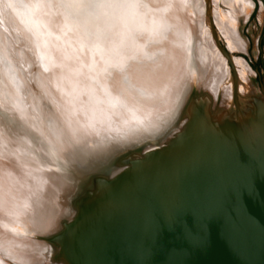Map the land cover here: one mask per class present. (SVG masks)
<instances>
[{"label":"bare ground","instance_id":"obj_1","mask_svg":"<svg viewBox=\"0 0 264 264\" xmlns=\"http://www.w3.org/2000/svg\"><path fill=\"white\" fill-rule=\"evenodd\" d=\"M252 6L250 0H0V105L10 116L0 133V264H58L56 251L67 264L55 236L81 197L168 128L181 121L169 137L182 128L194 100L184 109L194 71L210 68L204 49L217 52L213 23L244 50L238 24ZM233 70L231 83L239 84ZM224 73L216 118L224 110L216 105L226 65ZM237 95L246 96L235 93L233 100ZM142 140L147 149L137 145L120 157L124 145Z\"/></svg>","mask_w":264,"mask_h":264},{"label":"water","instance_id":"obj_2","mask_svg":"<svg viewBox=\"0 0 264 264\" xmlns=\"http://www.w3.org/2000/svg\"><path fill=\"white\" fill-rule=\"evenodd\" d=\"M124 163L55 236L67 264H264V102L215 123L193 100Z\"/></svg>","mask_w":264,"mask_h":264},{"label":"rangeland","instance_id":"obj_3","mask_svg":"<svg viewBox=\"0 0 264 264\" xmlns=\"http://www.w3.org/2000/svg\"><path fill=\"white\" fill-rule=\"evenodd\" d=\"M250 1L253 4L252 8L250 9L248 13H246V15H243V17L240 18V21L238 24L239 34H240L241 39H243V42L245 45L244 50L237 49L232 44L230 39L223 32L218 30L215 24L213 23L212 33L214 34L218 45L220 44L219 47L221 48V50L224 52L225 55L216 46L215 47L217 49V52L212 50L208 41L206 40L207 39L206 33H208L207 30H209L207 29L205 31L206 33L204 36V40L206 42L207 47L211 48L210 49L211 54L207 53L208 51H206V48L205 49L202 48V51L204 49V52L206 53L205 56L207 57L208 59L207 61L209 62L208 64H210V68H208L209 71H206V72L205 70H200L199 68H197L194 71V75H193L195 79L193 78L194 80H192L193 82L192 89L190 90L191 87L188 89V91L190 92L188 94V99L186 101L184 109H186V106L191 99H194V101H202L204 103L205 112L206 113L208 112L207 115L209 119L215 123H219L226 117H229V115L232 114L233 111H239L243 114H247L248 109L252 108L253 102L256 101L258 98H259L258 101L264 102V94H263L264 93V0H250ZM212 22H213V19H212ZM227 42L231 43L232 46H234L235 48H233L231 44L228 45ZM227 57H228V61H227ZM229 60L233 61L237 68L236 75L239 77V80H240L239 84L238 83L235 84L236 82L235 79H234L235 85L231 83V79L233 80V78L235 77L234 73H232V71H234L233 69L235 68V66L233 68L234 64L232 62V65H231L229 63ZM225 65L227 67V73H228L227 79L228 80L225 83V85L222 87L220 103L219 105L218 104L216 105L217 108L220 107L221 109H224V110H223V114L221 115V117L216 118L215 114H218V110L215 111L214 101L216 99L217 90L219 89V86L221 85V83L224 81ZM202 77H204L203 82L197 81V79H200ZM200 83H202V86L200 85ZM196 90L197 91H207V92L201 94L197 92ZM235 93H243V95L245 94L246 96L241 97L242 95L241 96L237 95L238 98L236 96V98L234 99L235 101H234L233 96ZM3 99H6V98H3ZM211 109L213 112H210ZM214 112L215 114H213ZM185 113H186V110H185ZM7 116L8 114L5 115V113L2 110V106H1L0 108V133H3V134L4 132L2 128L3 127L5 128V126L8 123L7 121H9L8 118L10 117L8 116L7 118ZM5 121L7 123H5ZM180 124H181V121L177 122V124L173 126L175 129L173 127L168 128L165 131L166 133L162 137L163 139L160 138L158 140L157 138V140L155 139L153 143L152 142L147 143L148 146L147 145L145 146H147V148H151L155 142H158L157 144L161 143L162 141L165 140V138L169 137L170 134H172L180 126ZM140 143L139 144L134 143V145H129V146H127L128 144L124 145V148H122V150L119 153V155H121L120 157H125L129 154H132L135 151L133 149L134 146H137V145L142 146V144H144L143 140L140 141ZM149 145H152V146H149ZM145 146H142V147L144 148ZM70 215L71 214L62 218V221L64 222V221H68L69 219H71L69 218ZM56 232L48 235V239L50 241H51V237ZM56 255H57V251L55 252L53 256V259L55 260V262H57L58 264H63L61 260L57 259Z\"/></svg>","mask_w":264,"mask_h":264}]
</instances>
